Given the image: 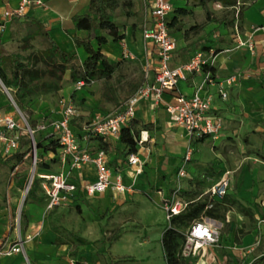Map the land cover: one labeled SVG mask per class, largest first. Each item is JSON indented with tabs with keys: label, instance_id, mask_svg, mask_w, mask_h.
<instances>
[{
	"label": "crops",
	"instance_id": "1",
	"mask_svg": "<svg viewBox=\"0 0 264 264\" xmlns=\"http://www.w3.org/2000/svg\"><path fill=\"white\" fill-rule=\"evenodd\" d=\"M41 1L44 6H32L24 17L5 24V28L0 30V50L3 47V43L12 36L16 26L14 25L15 21L20 23L31 22L41 36L46 39L43 33L47 32L64 52L73 56V62L79 61L80 67L78 70H80L82 62L86 58V53L82 48H78L75 45L74 38H85L87 37V32L75 29L73 17L88 13L90 0ZM127 1L131 2L130 6L125 7L121 4L120 7L111 13V20L117 26L118 34L123 35L124 38L114 41L112 37H108L109 42L101 46V52L108 62L110 64H119L116 73L111 79L96 80L93 84L80 91L72 92V90L70 92V90H64L63 96L66 101L72 100L74 102V93L80 96L81 99L80 103L77 102L79 103V107L77 106L79 115L74 119V124L78 120L79 124L83 126L95 114H108L121 107L136 92L140 85L129 87V91L123 92V95L121 90L128 88V81L136 73H140L143 77L142 65L144 63L150 64L152 74L155 71L156 52L150 41L144 37V31L150 28L153 23V17L148 10L149 0ZM170 1L172 12L168 18V22H171L169 29L176 40L177 46L172 54L169 67H181L190 62L199 52H203L205 55L211 51L216 53L214 65L216 72L213 74L215 83L213 85H204L200 94L204 97L211 96L212 108L210 112L221 119L222 129L219 139L191 137L183 127L176 125L170 120L167 106L173 103L174 97L177 94L186 97L192 96L202 86L205 79L203 72L185 73V78L179 81L177 89L173 92L165 93L160 101L150 97L140 100L137 104L135 119L128 127L131 129L136 121L135 128L139 130L135 137L137 143L136 154L143 163V172L135 181L131 176L132 171L127 165L129 151L126 147L123 133H121L118 140L109 139L102 141L96 138L88 143L90 149L101 147L100 143L107 145V150H104L107 153L109 167L113 175L121 174L125 183L133 186V190L131 192L117 193L112 189H108L93 197L80 196L70 204L78 200L93 199L98 207L103 206L105 210L109 207L118 208V212L124 214L125 212L138 209L139 212L141 210L145 216L149 217L156 208L161 209L166 216L162 202L165 199H171L174 195L175 200L182 201L187 206L191 203H203L206 202V199H213L215 201L214 204H218V207L222 209L213 212L216 215L215 218L205 215L201 217H204L220 229L221 242L218 246L204 248L203 256H201L200 252L195 257L185 259L191 261L192 264H225L228 259L230 261L233 260L232 248H247L254 244L256 238L261 234L257 221L264 217V178L258 173L254 178L247 168L244 167L240 174V179L243 178V185L240 192H236L233 186L235 170L232 165V158L234 154L230 145L234 139H241V137H250L252 142H256L262 137L264 139V0H237V4L244 6V8L238 18L234 20V23L230 25L225 22L221 24L218 22L217 11L232 8L239 10L237 4L228 6L221 1L214 0ZM19 3L20 0H0V25L3 22L4 11L16 8ZM35 22H38V24ZM22 25H18V27ZM235 25L238 27L241 39L243 41L250 40L254 44L253 51L246 46H238L234 31ZM20 30L15 29L16 32ZM97 34L104 35L105 33L99 30ZM92 44L95 48L98 47L96 41L93 40ZM124 52L131 54L134 58L124 57ZM67 72L70 74L69 70ZM131 72L134 73L133 76H131ZM231 78H233V82L228 84L226 81ZM121 82L124 84L122 87ZM12 89L15 90L14 88ZM220 91L227 94L226 99L221 97ZM36 112V115L32 117L33 120L38 119L40 116L39 109H36ZM60 114H54L52 117L58 119ZM145 124H150L151 127L143 128L142 126ZM143 131L145 132L144 136H148V141L141 145L138 144V139ZM188 147L193 149L192 160L186 166L187 176L179 177L178 170L183 163ZM261 150L264 156V143ZM19 154H24L22 148L9 159H0V163H4L8 160L19 158V165L15 168V177L13 179L14 187L10 189L9 186L12 173L8 175L5 182V197L9 205V208H7V234L13 223L11 221L12 214L15 213L12 204L18 203L20 207L19 195H21V190L24 188L28 178V174L18 175L19 167L25 165V163L22 164V161L26 160L25 154L23 157H18ZM48 156H53L54 161L50 163L51 165H43L39 168V171L57 173L66 170L67 167H62L52 153H48ZM41 159L42 164L44 163V157ZM262 162L264 163V159ZM261 170L264 174V164L261 166ZM226 172H230L231 178V188L225 196L229 200V204L223 203L221 199L212 198L209 195L210 188L223 178ZM76 175L78 180L83 182H93L96 178L95 169L91 165L85 166L81 171L76 172ZM22 178L23 181L21 183ZM37 189L41 192L46 209V199L38 184ZM234 201H241V203L252 209L253 217L256 220V229L244 230L243 226L234 220L236 217L243 224L247 225L248 222L247 216L232 207L231 204ZM57 208L59 207L49 211V213ZM148 225L155 226L154 223H149ZM226 226L231 227L232 230L226 232L224 230ZM42 229L43 227L40 226L37 231L39 232ZM165 229L166 226L162 230L161 236ZM240 231L243 232V235L240 234L241 244H238L235 238L239 236L238 232ZM14 233L15 238L12 240L7 238L8 241H15L20 234L17 228ZM48 237L49 239H47ZM55 239L57 240V235ZM3 240L4 238L0 241L2 242ZM48 240H51V236L40 238L36 242L37 249L45 247V243ZM84 250L90 251L88 248ZM82 251L78 252V257H70L66 254V251L62 250L60 254H63L64 258L49 262V264L63 263L69 259H79V264H87ZM4 259H9V261L1 264H10V262L12 264L17 260L25 264L21 255ZM231 263L229 262V264Z\"/></svg>",
	"mask_w": 264,
	"mask_h": 264
},
{
	"label": "built area",
	"instance_id": "2",
	"mask_svg": "<svg viewBox=\"0 0 264 264\" xmlns=\"http://www.w3.org/2000/svg\"><path fill=\"white\" fill-rule=\"evenodd\" d=\"M32 6H44L41 0H20L19 5L13 9H6L3 13V22L0 30L5 28V24L15 19L24 17ZM150 15L153 17L152 26L144 31V37L150 41L156 52V67L152 74L149 63L142 65L143 79L136 92L126 100L117 110L108 114H95L91 120L83 126L76 127L74 119L79 115V109L72 100L62 102L60 118L41 119L31 124L30 119L18 107L13 97L12 88L6 87L0 79V92L8 100V104L0 107V159L7 160L21 150L22 136L28 141L29 152L26 157L31 159V169L24 188L21 190V203L23 204L33 183L37 181L46 199V212L56 207L68 205L80 196L93 197L99 193L112 189L117 193L131 192L132 185H127L121 174L113 175L109 167L106 151L102 147L90 149L88 143L92 139L118 140L124 128H128L136 116V107L140 100L153 97L160 101L167 92L177 89L178 83L185 78V73L203 72L204 82L196 92L186 97L177 94L173 103L167 106L170 120L176 125L183 127L191 137L201 139L211 137L218 140L222 122L221 119L211 114L212 98L204 97L200 91L204 85L215 83L214 75L209 70L214 67L216 53L214 51L205 55L203 52L197 53L190 62L181 67L171 68L169 62L176 49L177 43L172 36L168 18L172 12L170 0H149L148 7ZM238 46H246L249 50H254V44L250 41H243L239 35L238 27L234 28ZM124 57L134 58L131 54L124 52ZM233 82V78L226 81ZM89 84L85 80H77L75 90L80 91ZM221 97L226 99L227 94L220 91ZM141 132L138 144L148 141V136ZM43 135L45 139L53 138L58 143L57 154L62 167L66 170L57 173L39 171L42 159L39 157L37 146L38 138ZM193 149L187 148L183 163L178 170L179 177H186V166L192 160ZM25 161H22L24 164ZM91 165L95 169L96 178L93 182H83L78 180L76 172L81 171L85 166ZM127 165L132 171L134 181L143 172V163L136 153H128ZM15 171L12 172L9 186L14 187ZM231 188L230 172L221 178L209 190L212 198H224ZM21 205V204H20ZM162 207L166 212V218L171 219L180 215L187 207V204L175 200V195L171 199H165ZM212 208L208 204L206 209ZM258 228L261 234L256 238L254 244L257 247L264 236V217L258 219ZM37 235L39 232L36 233ZM185 241L181 249V256L184 258L195 257L201 252L204 255V248L208 246H218L221 242L220 229L206 220L199 218L191 223L185 232ZM32 236L18 235L15 241L0 242V259L21 255L25 264H32L27 256L26 244ZM79 259H69L58 264H79Z\"/></svg>",
	"mask_w": 264,
	"mask_h": 264
},
{
	"label": "rangeland",
	"instance_id": "3",
	"mask_svg": "<svg viewBox=\"0 0 264 264\" xmlns=\"http://www.w3.org/2000/svg\"><path fill=\"white\" fill-rule=\"evenodd\" d=\"M235 1L237 4V0ZM237 7H239V10L232 8L217 11L218 22L220 24L225 22L227 25L234 23V20L238 18V15H240L244 8V6H239L238 4ZM21 24L23 25L18 27ZM14 25L16 26L14 27L13 34L3 43V47L0 50L1 54L8 56L14 61L21 57L32 58L49 47L48 41L39 34L35 25H32L31 22L20 23L15 21ZM15 29L21 30L16 32ZM10 63L8 64L9 69L15 65V63H12V65ZM70 66L78 71L80 63L79 61H72ZM37 67H42V64L39 63ZM133 75L134 73L131 72V76ZM131 78L128 81V88L121 90L122 95L123 92L129 91V87L140 85L143 79L140 73H136ZM75 83L76 81L67 72L61 81L51 78L47 82V85L39 86L36 92L32 94L20 98V96H16L17 91L15 88L12 94L20 110L30 119L31 124H34L37 120L43 118L51 119L54 114H59L62 109V102L65 100L63 96L64 90H70V92L72 90V92L76 91ZM58 85L59 88L56 87ZM123 85L121 82V87ZM73 99L75 105L78 106L81 102L80 96L74 93ZM0 101L4 102V105L8 104V100L1 92ZM36 109H39L40 116L38 119L33 120L32 117L37 113ZM79 123L76 120L75 126L80 127ZM21 143V148L24 154L27 155L29 144L24 136H22ZM263 143V137L256 142H252L250 137H241V139H234L231 142V150L234 154L232 158L233 163H231L235 170L233 186L236 192H240L243 185V178L240 179V174L244 167L247 168L254 178L257 173L264 178L263 171L261 170V166L264 164L262 162L264 156L261 150ZM18 161L19 158H15L0 163V240L2 238H4V241L7 238H10V240L14 239V230L16 228L24 237L29 233L32 238L26 244V252L32 264H49V262L62 259L64 258V255L60 254L62 250L66 251V254L70 257H78V252L83 250L84 260L87 264H165L161 245V232L168 225L169 221L164 212L159 208L154 209L149 217L145 216L141 210L139 212L138 209L122 214L118 212V208L109 207L105 210L103 206L98 207L95 200L85 199L83 201L78 200L73 204L60 206L55 211L49 213L46 212L45 201L41 196V192L34 186L33 188H36L35 192L29 196L27 195L20 207L18 203L12 204L15 213L12 214L11 221L13 223L7 234V208H9V205L5 197V182L8 175L19 165ZM43 161L44 165H48L54 161V157L47 154ZM30 169L31 159L30 157H26L25 165L20 166L18 169V175H29ZM22 181L23 178L21 183ZM19 196L21 199V195ZM205 201L207 204H212L214 211L222 209L218 207V204H214L215 201L213 199H206ZM221 201L229 204V200L226 197L221 198ZM231 205L236 211L248 217L247 225L243 224L236 217L234 219L239 225L243 226L244 230L257 228L256 220L253 217L254 213L249 206L241 203V201H234ZM149 223H154L155 226H149ZM40 226L43 229L39 230L41 232L37 235L36 233ZM224 230L230 232L232 228L226 226ZM56 235L59 237L57 240L55 239ZM74 235L83 238L85 243L78 241ZM44 236H51V240H48L42 249H37L36 242ZM87 248L90 251L84 250ZM232 258V261L228 259L225 261V264H229V262H232L231 264H264L262 241L257 247L255 244H252L247 248H232ZM8 261L9 259H0V264ZM12 264L23 263L17 260Z\"/></svg>",
	"mask_w": 264,
	"mask_h": 264
},
{
	"label": "trees",
	"instance_id": "4",
	"mask_svg": "<svg viewBox=\"0 0 264 264\" xmlns=\"http://www.w3.org/2000/svg\"><path fill=\"white\" fill-rule=\"evenodd\" d=\"M221 1L228 6H235V0H214ZM124 5L128 7L131 5L127 0H90L88 13L84 15H76L73 17L75 23V29L79 31H86L87 37L80 38L75 37L74 43L78 48H82L86 53V58L82 62L80 70H75L70 66L73 61V56L64 52L49 36L47 32L43 35L46 37L49 47L38 55L32 58L21 57L19 59L11 60L8 56L0 53V79L6 87L15 88L17 91L16 96L20 98L36 92L39 86L47 85V82L51 78H56L61 81L69 70L71 78L74 81L85 80L87 84L91 81L111 79L116 73L119 64H110L107 58L101 52V46L108 43V37H112L114 41H119L124 38L123 35L118 34V28L111 20V13L118 7ZM38 24V22H35ZM171 22H168V26ZM104 32V35H98L97 31ZM96 41L97 48L92 44V41ZM10 61H12L10 63ZM15 63L14 67L9 69L8 64ZM41 63L42 67L38 68L37 65ZM215 74L216 69L214 67L209 69ZM59 88V85L56 86ZM17 97V98H18ZM4 102L0 101V107L4 106ZM134 126L131 129L124 128L122 133L126 147L129 153L137 152V143L135 137L139 133V130ZM143 128H150V124H145ZM101 147L107 150L105 143H100ZM37 146L39 149V157L43 158L46 154L52 153L54 156L57 154L58 143L53 138L45 139L41 135L37 140ZM24 154H19L18 157H23ZM44 164L42 163L40 167ZM37 184L33 183L28 192V196L35 192L36 188H33ZM207 202L191 203L187 206L185 211L180 215H177L171 219L166 226L162 236L161 245L163 249L164 259L166 264H192L191 261L181 256V249L185 241V232L189 228L192 222L198 220L202 215L210 218H215L214 209H206ZM236 236L235 240L238 244H241L240 234ZM81 243H85L83 238L77 237ZM57 239H59L57 235ZM262 245L264 247V236L262 238Z\"/></svg>",
	"mask_w": 264,
	"mask_h": 264
}]
</instances>
